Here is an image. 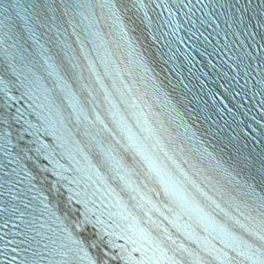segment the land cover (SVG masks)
Returning a JSON list of instances; mask_svg holds the SVG:
<instances>
[{
  "label": "snow or ice",
  "instance_id": "6c2138e0",
  "mask_svg": "<svg viewBox=\"0 0 264 264\" xmlns=\"http://www.w3.org/2000/svg\"><path fill=\"white\" fill-rule=\"evenodd\" d=\"M249 94L264 0H0V264H264V114L225 131Z\"/></svg>",
  "mask_w": 264,
  "mask_h": 264
}]
</instances>
